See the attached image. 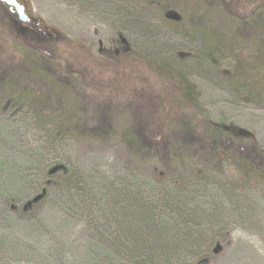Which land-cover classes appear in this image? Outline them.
Returning <instances> with one entry per match:
<instances>
[{
    "label": "rangeland",
    "instance_id": "rangeland-1",
    "mask_svg": "<svg viewBox=\"0 0 264 264\" xmlns=\"http://www.w3.org/2000/svg\"><path fill=\"white\" fill-rule=\"evenodd\" d=\"M204 1L189 0L175 8L176 17L154 0H17L30 18L25 25L0 2V68L34 96L26 105L16 89L0 88V264H196L204 257L208 264H264V181L245 176L237 157L239 144L249 155L264 150V15L254 10L255 1L212 7ZM231 15L245 17L260 34L254 45ZM177 19L179 27L172 22ZM205 27L215 31L209 44L222 50L218 70L212 63L205 70L187 67L202 50ZM31 32L50 39L39 43L58 70L45 72L46 79L21 63L27 51L17 49L15 35L21 41ZM125 45L159 59L189 58L183 69L203 115L183 104L178 79L163 83ZM241 60L260 63L249 75L258 81L248 86L254 95L245 88L236 93L220 76ZM142 99L183 111L200 127L206 118L214 129L222 123L231 138L222 137L214 152L200 147L173 180L163 179L156 174L159 163L131 153L125 139L132 106ZM107 104L111 128L103 112L95 114ZM50 114L61 116V123L50 121ZM68 123L102 130L95 137L65 133ZM202 135L194 134L189 147ZM210 153L223 160L208 161ZM58 164L75 172L91 196L64 186ZM139 204L150 210L155 229L139 221ZM132 239L146 240L149 250L136 249Z\"/></svg>",
    "mask_w": 264,
    "mask_h": 264
},
{
    "label": "trees",
    "instance_id": "trees-1",
    "mask_svg": "<svg viewBox=\"0 0 264 264\" xmlns=\"http://www.w3.org/2000/svg\"><path fill=\"white\" fill-rule=\"evenodd\" d=\"M155 3L160 6L161 8L166 9V11L171 12L170 10H173L174 14L173 16H179L181 13H178L175 8L183 7L184 3H187L189 0H154ZM251 1H255L256 5L254 10L259 11L261 15H264V5L262 2L264 0H248V3ZM202 3H205L206 6L212 7L217 4L223 3L226 5L224 0H206ZM205 6V7H206ZM181 16V15H180ZM204 17V22L208 24L210 21L206 16ZM233 20H235L236 24H242L245 29H247V36L251 39H253L252 43L257 42L259 39V33L255 30L252 31L249 28L248 20H246L245 17L238 18V20L231 15ZM175 18V17H174ZM171 18H169L170 20ZM180 20L177 19L175 21H172L175 23L176 26L179 27ZM233 22V21H232ZM25 25V24H24ZM21 27H24L20 24ZM175 26V27H176ZM177 28V27H176ZM205 29H208L209 32H207L205 35L202 34L201 31V43H202V50L199 51V53L196 55V59L191 60L190 65H187V67L191 68H201L202 70H205L206 68L210 69V66L212 63L215 65V69H217L218 59L217 52L219 51L220 54H222V50L217 47L218 44L213 45L212 43L209 44L210 37L213 38V32L214 30H210L209 28L205 27ZM181 33H184L185 36H188L190 34V31L187 30H180L177 28ZM56 34V33H54ZM187 34V35H186ZM59 38L64 39L65 41H69L66 37H62L63 35L57 34ZM203 35V36H202ZM193 36V35H192ZM57 37V38H58ZM121 37V36H119ZM195 38V37H194ZM20 38H17L15 35V40L17 43V49H21L27 51L24 54L23 60L21 63L25 64V69H27L31 74H38L43 78H47L48 75L45 72L52 71L53 69L57 68L58 65L56 64V61L51 60L54 58L53 54L50 53L46 48L44 49L43 46L39 43L40 41H48L50 39H47L43 37L41 34L37 32H31L27 36L25 35L23 39L20 41ZM125 40V39H124ZM209 44L207 45L206 44ZM127 44V42H126ZM128 45V44H127ZM83 47H81L82 49ZM124 50H128L131 52V54L136 57H141L143 60H146L149 64H151L154 69V71L160 73L163 77V83H168L172 79H178L179 81V93L181 94V98L183 101V104L188 105L190 108L194 109L195 113L197 115L202 116L203 112L201 109V106L198 102V92L196 88L194 87L193 83L191 82L188 74L185 72V69H183V66L188 62L189 58L186 57H179L178 59L173 60H166V59H159L158 57L154 56L153 54H147L143 53L140 50H133V48L125 45ZM229 48H234V46H230ZM77 49H80L79 47ZM84 49V48H83ZM53 50V48L51 49ZM88 52V51H87ZM127 53V52H125ZM262 60V59H261ZM260 63L256 62L255 64L246 63L243 62V60L236 63V65H229L227 70L223 71L226 72L225 75H221L224 80L227 82V84L234 90L236 93L242 92V89H247V94L254 95V91L252 92V87L248 88V86H251L258 83L256 81L253 83L252 76H249L251 72L255 71L256 68H259ZM1 65V64H0ZM259 65V67H258ZM249 66V67H248ZM218 70V69H217ZM4 72V71H3ZM7 74V73H6ZM2 73V68H0V88L1 90L5 91V89L12 91V89H16L17 93L19 94V100L20 103L31 105L33 101V91L29 88H24L20 90L18 88V83H16V80H13L9 77H6L7 75ZM19 82V81H18ZM251 82V83H250ZM66 85H70V82H67ZM260 95L262 96L264 94L263 90H260ZM241 94V93H239ZM147 99V98H146ZM142 99L140 100L136 106H132V108L135 111L134 117H132V122L128 126H126V141L131 145V153H135L136 155L143 154L146 157H148V160H156L159 165L160 169H157L158 171L156 174L161 175V177L164 179H170L173 180V177L175 174L178 173L179 167H182L186 161H194L197 158L198 151L201 147V150L203 152L205 150H212L214 152L218 147V141L224 137L226 141H228L231 137L228 136V131L221 127L222 123L216 124L217 127L214 129L210 123H208V118H206V123L203 125V127H200V123H193L192 119L187 116L186 114L177 111H172L171 109L168 110L167 107H157L161 105V102L157 105L151 104L148 100ZM31 101V102H30ZM109 104L99 107L95 114L98 112H103L105 118H106V128H111L113 124L111 122H107V118L109 115L107 114V111L109 109ZM158 108H160L161 111H157ZM162 108V109H161ZM50 121L61 123V116H55L54 114H50L48 116ZM194 117V116H193ZM114 118V116L112 117ZM195 119V118H194ZM70 122V121H68ZM202 125V124H201ZM65 133L70 131H77L83 130V134L89 135V137H95L97 134L100 133L102 130L101 127H95L91 130L85 129L82 125H74L72 123H68V125H64ZM60 131V133L63 134L62 130L56 129ZM197 131L203 132L204 138H200V133L197 134ZM196 134L198 138H196L195 146L192 148V143L189 142V139H192L191 137ZM202 135V136H203ZM187 139V140H185ZM198 143V144H197ZM202 145V146H201ZM257 147L254 142H249V146ZM190 146V147H189ZM252 147V150H253ZM228 149V146H224V151ZM257 155H249L246 152V147L244 145L239 144L238 147V160L242 162V169L244 170L243 173L247 177H258L260 180L264 181V150L259 149L257 147ZM227 153V152H226ZM216 154V152H215ZM214 153H210L209 156L205 159H208V161L211 160V162H216V159L219 158V156L216 158ZM142 155V156H143ZM223 160V157L218 159L217 161L221 162ZM59 166L58 170L55 172L56 174L61 175V181L64 182V186H68L69 188H74L73 191L80 192L84 198H88L91 196V194L88 193V189L86 190L85 186H79V184L82 183V181L78 180V175L75 174L71 169H67L65 165H56ZM127 193V191H125ZM121 192H119L118 195H120ZM137 196L133 198L132 196H129V201L136 200ZM133 201V202H134ZM121 203V202H120ZM119 203V204H120ZM123 203V202H122ZM104 205H106L104 203ZM140 206V204H139ZM140 213L139 215L142 216V220L145 223V229L148 231L152 227H154L153 218L149 216L151 215L150 210L141 205L140 206ZM143 209V210H142ZM155 229V227H154ZM123 232L124 228L122 227ZM170 231V230H169ZM172 231V230H171ZM128 232L130 234V231L128 229ZM127 234V233H126ZM150 237V236H149ZM173 237V236H172ZM127 239H130L129 236H127ZM149 241V240H148ZM133 246L141 250L143 247L146 249L149 247L146 244V240L142 239H132ZM147 250V249H146ZM156 251V250H154ZM144 257V253L140 254Z\"/></svg>",
    "mask_w": 264,
    "mask_h": 264
},
{
    "label": "water",
    "instance_id": "water-1",
    "mask_svg": "<svg viewBox=\"0 0 264 264\" xmlns=\"http://www.w3.org/2000/svg\"><path fill=\"white\" fill-rule=\"evenodd\" d=\"M4 5L8 7L10 12H13L16 14L17 19L24 24H28L30 22V18L27 14L26 8L24 5H21L17 2V0H0ZM40 22H35V26H38ZM44 36L51 37V33L49 32H41ZM196 264H208V259L206 257L201 258L197 261Z\"/></svg>",
    "mask_w": 264,
    "mask_h": 264
}]
</instances>
